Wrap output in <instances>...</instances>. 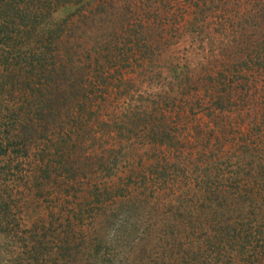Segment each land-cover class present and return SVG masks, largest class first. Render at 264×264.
Returning a JSON list of instances; mask_svg holds the SVG:
<instances>
[{
  "label": "rangeland",
  "instance_id": "1",
  "mask_svg": "<svg viewBox=\"0 0 264 264\" xmlns=\"http://www.w3.org/2000/svg\"><path fill=\"white\" fill-rule=\"evenodd\" d=\"M62 4L59 3L43 23L59 33L62 49L70 44L76 61L81 64L79 73L84 78L94 79L89 88L98 90L102 84L107 93L98 91L93 94L89 110L77 111L81 113L79 116L70 117L66 110L70 111L72 106L65 105L59 108L60 114H55L50 107L52 113L45 119L35 113L33 116L31 110H21L28 111L27 120L33 119L31 123L37 129L26 150L10 149L0 155V264H99V257L87 254L86 246L92 237L96 241L100 238L102 248L107 245L105 250L110 254L109 259L113 258V264H130L136 258L148 262L155 256V248L160 244L166 246L170 236L166 232L170 229L162 225L160 205L155 208L144 200L135 199L132 209L130 200L126 199L127 193L150 186L156 177L153 169L147 168L153 152L147 128L142 130L141 125L131 124L136 121L137 113L146 109L154 117L160 114L159 111L168 116L171 107L175 106L171 117L178 120L180 116V119V96L176 90L181 86L175 82L182 77L178 79L175 65L185 63L187 69L197 75L193 88L182 97L187 98L186 102L194 99L196 113L187 116L185 124L177 122L176 129H172L176 135L180 134L181 144L174 146V150L182 146L180 149L191 153V165L185 177L188 184L185 187H190L195 162L203 168L208 164L209 155L212 154L211 161L222 158L225 151H231L232 143V151L248 143L247 137L239 138V132L247 127L254 112L264 104V80L257 76L254 83L252 77L258 74L257 71L244 68L246 66L240 60L242 52L234 50L235 46L242 45L241 40L233 41L239 39L240 31L230 34V27L225 26L230 30L224 32L217 22L223 21L220 18L225 17L232 6L218 10L215 19L206 17L202 23L192 24L195 9L180 0L169 1L166 7L159 9L161 17L148 16L155 18L152 20L157 42L148 47L144 38L138 36L140 46L146 43L142 47L143 56L150 50L155 51V62L148 65L145 59H141L134 42L136 37L129 32L130 0H82L76 4ZM100 22L104 25L101 32L114 29L120 39L115 36L108 44H103L101 39L97 41L100 32H95ZM38 31L37 28L34 33ZM49 32L43 35L47 36ZM56 34L49 35L46 41H51L50 37ZM93 44L100 46L97 45L98 53L93 52ZM32 45L41 46L34 40ZM80 46L87 50V56L84 57L86 52H82ZM9 62L17 72V61L11 58ZM21 65L23 61L20 59L19 67ZM220 72H228L220 85L227 84L231 97L226 113L221 114L232 117V124L225 127L229 131L225 132H221L212 120L218 110L206 114L210 100L202 89L206 74L217 76ZM212 83L215 85L210 90L213 93L220 86L216 81ZM246 83L248 96L242 90ZM253 86L257 88L255 92ZM169 91L170 98L177 97L172 105L171 101L164 100ZM0 94L8 100L18 96L10 87H0ZM97 94H102V103ZM234 105L249 108L241 112L229 110ZM47 109L43 107V110ZM130 117L132 122L128 124ZM242 119L245 123H241ZM41 121L43 123L38 127ZM194 125L201 128L200 135L206 143L202 148L204 145L199 141L202 146L199 154L196 153ZM221 136H225L223 143L217 141ZM158 150L154 151L159 153ZM200 154L205 156L198 160ZM184 172V167L181 171L177 169L176 174L180 175L176 176L181 178ZM148 200L153 202L149 195ZM130 217L137 218L139 223L133 225ZM170 238L177 242L174 236ZM60 247L70 248V255L60 257L66 252ZM59 250L63 251L59 254ZM152 262L154 264V260Z\"/></svg>",
  "mask_w": 264,
  "mask_h": 264
},
{
  "label": "trees",
  "instance_id": "2",
  "mask_svg": "<svg viewBox=\"0 0 264 264\" xmlns=\"http://www.w3.org/2000/svg\"><path fill=\"white\" fill-rule=\"evenodd\" d=\"M80 1L82 0H0V87L2 89L10 87L18 95L15 99L8 100L6 96L0 94V155L6 154L10 149L26 150L28 142L36 133L37 127L31 123L33 119L27 120L28 111L21 110H31L33 116L37 114L45 119L52 113L50 107L55 114H60L59 108L65 105V107L72 106L70 111L66 110L70 113V117L79 116L89 110L93 94L98 91L107 93L102 84L97 87L98 90L89 88L94 83V79L84 78L79 73L81 64L76 61L77 57L74 51L72 53L70 44L62 49L59 45V33L54 29L50 30L48 24L43 23L46 16L56 10L59 3L76 4ZM169 1L171 0H130L129 32L136 37L134 42L138 52L148 65L154 64L155 51L150 50L146 56H143L142 47L146 43L149 47V44L157 42L154 37L155 18L152 17V20L148 16L161 17L159 9L166 7ZM180 1L195 9L192 24L198 21L202 23L206 17L215 19L218 10L232 6L226 12V16L220 18L223 21L217 22L223 27L224 32L230 29V34L240 31L242 37L238 35L239 39L233 41L241 40L242 45L235 46L234 50L238 53L242 52L240 56L243 58L240 60L243 61L241 64L246 66L244 68H254L257 71L258 74L252 77V81L256 83L257 76L264 80V0ZM202 14V18H198ZM102 22L105 23L104 20ZM102 22L96 27L95 34L100 32L97 41L101 39L103 44H108L115 39V36L120 39V35H116L117 31L114 29H110L108 33L101 32L104 27ZM225 26L230 29H226ZM37 28L39 31L34 33ZM247 31L249 33H246ZM47 32L49 34L44 36L43 34ZM53 34L56 35L50 37L51 41H46V38ZM138 36L144 38L143 42H146L142 46L138 43ZM32 40L41 46L32 45ZM97 45L93 44L94 53L99 51L100 46ZM80 49L86 52L83 53L84 57L87 56V50L82 46ZM11 58L17 61L15 63L17 72L9 66ZM20 59L23 65L19 67ZM155 67L156 65L153 66ZM175 70L178 79L182 77V80L175 82L181 86L176 90V94L180 96L181 118L179 119L178 116V120H175L171 117L172 109L175 107L173 106L168 116L159 111L160 114L154 117L143 109L137 113L136 121L132 122L130 117V122H127L128 124L132 122L131 124L135 126L141 125L142 130L147 128L151 140L150 148L153 151L147 168L153 169L156 177L150 186L138 192L135 190L130 194L127 193L126 199L130 200L132 209L135 207V202L140 199L155 208L160 205L162 225L165 229L168 227L170 229L166 235L174 236L177 245L169 236L166 246L160 244L159 248H155V256L148 262L136 258L135 261L131 260L130 264H153V260L154 264H264V104L254 112L246 124L247 127L239 132V138L247 137L248 143H244L243 146L241 144L239 150L237 148L233 151L234 143H232L231 151H225L222 158L216 157L211 161L212 154L209 155L208 164L203 168L195 162L191 170L194 172L192 186L185 187L188 185L185 177L190 169L191 153L180 149L182 146H179V150L178 148L174 150V146L181 144L180 134L176 135L172 129L177 122L183 121L185 124L187 116L196 113L194 99L186 102L187 98L182 97L188 95L198 77L192 70L187 69L185 63H177ZM227 74L228 72H220L217 76H212L208 73L202 79L203 93L208 95L210 100L206 114H210V110H218V114L212 117V120L221 128V132H225L227 130L225 127L232 124L230 115H221L226 113L231 98L227 84L223 87L220 85ZM212 81L219 84L220 88L216 91L223 92L221 96L219 91L213 93L210 91L215 86ZM252 88L253 92L257 89L255 86ZM247 89L246 83L242 86L245 96H248ZM115 90L119 91V89ZM172 90L173 84L170 88V91ZM170 91L164 96V100L171 101L172 105L177 97L170 98ZM96 97H99L102 103V94H97ZM237 98L239 100V96ZM184 103H187V107H184ZM43 107H48L47 111L43 110ZM248 108L249 106L246 105L241 107L234 105L229 110L241 112ZM77 111L81 113L78 114ZM42 123L41 121L38 127ZM241 123H245L243 119ZM193 131L196 136L194 139L197 146L196 153L199 154L202 147L199 141L204 145L202 148H205L206 143L203 142V137L200 135L201 128L198 125H194ZM217 139L222 142L225 136ZM155 149H159V153H156ZM204 156L200 154L198 160ZM182 167L185 169L181 177L185 180L183 182L180 176H176L180 175L176 174L177 169L181 171ZM189 190L192 192L189 193ZM148 195L153 198V202L148 200ZM130 218L133 225L139 223L137 218ZM100 243L99 237L97 241L92 237L86 246L87 254L91 253V257H99V264L105 262L113 264V258L109 259L110 254L105 250L107 245L106 248H102ZM61 248L64 247L59 249ZM64 249L66 252L62 254L60 253L63 250H59L60 257L70 251V248Z\"/></svg>",
  "mask_w": 264,
  "mask_h": 264
}]
</instances>
